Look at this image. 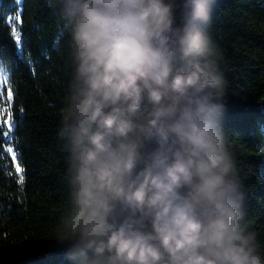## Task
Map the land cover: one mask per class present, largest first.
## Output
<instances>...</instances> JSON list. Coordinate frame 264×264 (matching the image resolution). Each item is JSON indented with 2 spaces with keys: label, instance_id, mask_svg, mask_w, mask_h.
I'll return each mask as SVG.
<instances>
[{
  "label": "clouds",
  "instance_id": "obj_1",
  "mask_svg": "<svg viewBox=\"0 0 264 264\" xmlns=\"http://www.w3.org/2000/svg\"><path fill=\"white\" fill-rule=\"evenodd\" d=\"M71 71L60 112L73 264H264L223 128L216 0H47Z\"/></svg>",
  "mask_w": 264,
  "mask_h": 264
},
{
  "label": "trees",
  "instance_id": "obj_2",
  "mask_svg": "<svg viewBox=\"0 0 264 264\" xmlns=\"http://www.w3.org/2000/svg\"><path fill=\"white\" fill-rule=\"evenodd\" d=\"M60 23L47 0H0V264H73L67 245L55 239L69 195L59 130L71 71L58 50ZM207 31L227 81L223 128L246 219L264 246V0H216ZM8 111L16 126L3 137ZM9 147L23 168V185Z\"/></svg>",
  "mask_w": 264,
  "mask_h": 264
},
{
  "label": "snow or ice",
  "instance_id": "obj_3",
  "mask_svg": "<svg viewBox=\"0 0 264 264\" xmlns=\"http://www.w3.org/2000/svg\"><path fill=\"white\" fill-rule=\"evenodd\" d=\"M17 4L19 5L21 0H16ZM17 20L20 19V17L17 15L16 17ZM11 35L15 38V47L17 49V54L18 55H21V57L23 58V55L21 53V49L23 47L22 43H21V35L20 33L16 30V27L15 25L13 26L12 28V32H11ZM29 56V59H28V62L30 63L31 60H30V53L28 54ZM2 74V73H0ZM7 78L5 76V79L3 82H6ZM2 94V93H0ZM12 92H11V89L8 90V93H7V96H8V100L11 101L12 99ZM7 123V130L3 132V137H8L11 135L12 133V130L13 128L16 126L13 121H12V115H11V111H8V119L6 121ZM7 151L9 153H12V160L13 161H17V154L14 152L13 148L12 147H9L7 149ZM15 172L18 174V183L23 185L24 183V175H23V168L20 166V163L17 161L16 164H15Z\"/></svg>",
  "mask_w": 264,
  "mask_h": 264
}]
</instances>
